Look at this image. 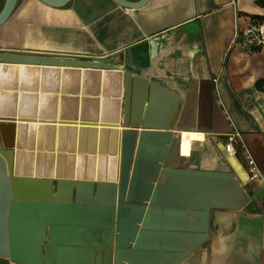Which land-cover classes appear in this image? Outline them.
I'll return each mask as SVG.
<instances>
[{
	"label": "water",
	"instance_id": "95a60500",
	"mask_svg": "<svg viewBox=\"0 0 264 264\" xmlns=\"http://www.w3.org/2000/svg\"><path fill=\"white\" fill-rule=\"evenodd\" d=\"M17 1L6 0L0 27ZM40 1L61 8L71 0ZM114 2L140 9L148 0ZM19 65L26 72L41 68L43 74L103 72L104 78L122 83V98H113L116 118L109 123L107 145L114 159L120 141L119 177L108 178V170L107 178L86 180L53 178L48 173L19 175L15 149L22 125L0 123V258L13 264H181L216 236L225 215L247 205L248 195L238 199L241 188L233 172L165 165L175 149L177 92L102 61L0 52L1 69ZM68 116L75 119L76 112ZM106 124L100 125V133L106 132ZM4 126L9 136L15 131L9 144ZM83 150L84 142L79 147ZM157 235L179 237L180 245L166 249L165 261L150 263L145 260V244ZM72 248L85 254L86 260L69 257Z\"/></svg>",
	"mask_w": 264,
	"mask_h": 264
},
{
	"label": "crops",
	"instance_id": "0c3cea01",
	"mask_svg": "<svg viewBox=\"0 0 264 264\" xmlns=\"http://www.w3.org/2000/svg\"><path fill=\"white\" fill-rule=\"evenodd\" d=\"M5 2L0 0V12ZM250 18L264 29V9L254 0H148L140 9L114 0H71L61 8L18 0L0 27V52L102 61L177 92L173 130L180 144L171 166L180 161L197 169L213 143L223 157L219 144L231 132L229 114L260 176H251L238 151L248 176L245 183L236 176L243 186L238 198L247 194V205L225 215L216 236L181 264H264V91L255 88L264 80V48L249 52L235 41V25L246 27ZM219 169L213 158L202 170ZM145 245L146 261H165L166 249L178 248L180 238L157 235ZM71 251L69 257L86 258ZM0 264L13 263L0 258Z\"/></svg>",
	"mask_w": 264,
	"mask_h": 264
},
{
	"label": "bare ground",
	"instance_id": "6f19581e",
	"mask_svg": "<svg viewBox=\"0 0 264 264\" xmlns=\"http://www.w3.org/2000/svg\"><path fill=\"white\" fill-rule=\"evenodd\" d=\"M56 86L57 91H54ZM105 91L113 94V97H105ZM122 94V83L116 82L114 77L104 78L103 72L95 75L80 70L76 74L73 71L72 74L61 72L55 75L43 74L41 68L26 72L21 65L17 68L0 67V123L10 122L14 128L16 124L22 125L18 136L19 145L15 149V152H19L15 158L16 172L32 176L48 173L53 178L64 176V179L71 176L74 180L78 177H84L83 180L102 179L107 178V174L108 178H118L120 141L117 152L113 153L114 159L107 146L104 153L99 147L102 137L107 145L110 142L109 123H113L116 118L117 106L113 98H122ZM106 101L110 105L108 108L104 107ZM60 110L65 114L62 118ZM73 111L76 112L75 119L68 116ZM102 122L108 123L104 133H100ZM81 128L85 129L84 133H80ZM2 129L5 143L9 144L14 139L15 131L9 136V128L4 126ZM121 131L120 127V133ZM183 136L188 137L186 134ZM83 142L85 150L79 151ZM179 144L180 140L176 137L173 147L177 149ZM219 149L235 178L238 176L245 183L248 179L247 172L238 156L232 152L231 146L219 144ZM172 154L165 165L176 168L170 163ZM80 158L85 160L84 167L83 164L81 166ZM113 171L116 176H113ZM242 187L240 186L238 197L242 193ZM246 196L247 194L242 197Z\"/></svg>",
	"mask_w": 264,
	"mask_h": 264
},
{
	"label": "built area",
	"instance_id": "2783aa9c",
	"mask_svg": "<svg viewBox=\"0 0 264 264\" xmlns=\"http://www.w3.org/2000/svg\"><path fill=\"white\" fill-rule=\"evenodd\" d=\"M247 26L240 27L238 24L235 26V41L241 46L244 47L249 52H256L260 48H264V29L260 24H257L252 18L247 19ZM218 82L219 78L216 77L213 79L214 89L216 91L218 103L220 106L224 107L222 101L220 99V91L218 90ZM225 116L227 122L230 123L231 132L226 136L227 142L225 145H230L232 148V152L238 155V151H241L243 154L244 161L247 165L248 170H250L252 177L260 176V169L256 164V161L253 155L250 153L246 145H244L243 140L241 138V134L238 132L234 122H232L229 114L225 111ZM201 138L204 139V134Z\"/></svg>",
	"mask_w": 264,
	"mask_h": 264
},
{
	"label": "rangeland",
	"instance_id": "374dc122",
	"mask_svg": "<svg viewBox=\"0 0 264 264\" xmlns=\"http://www.w3.org/2000/svg\"><path fill=\"white\" fill-rule=\"evenodd\" d=\"M107 87H108V85H107ZM96 94V93H95ZM104 94V96L105 97H113V94H110V93H107L106 91L103 93ZM108 106H110L109 105V102L108 101H106L105 103H104V107L105 108H108ZM107 142H105L104 141V139H103V137H102V141L100 142V151L102 152V153H104L105 152V150H106V146H107V144H106ZM212 145V147L209 149V150H207V152H206V158L204 159V160H202L199 164H197L196 165V168L197 169H192V168H190L189 166H190V164H183V163H181L180 161H179V164L181 165V166H184L185 168H187V169H192V170H198V169H204V167H206V161L208 160V159H213V158H215V159H217L218 160V162H219V165H220V169L218 170V171H222V172H232V170H230L229 169V167H228V165H227V163L225 162V160H224V158L221 156V154H219V152L217 151V149H216V145L213 143V144H211ZM101 148L103 149V150H101ZM31 149V148H30ZM105 149V150H104ZM104 151V152H103ZM101 152H100V154H101ZM81 161V160H80ZM82 164H83V167H84V164H85V160H82L81 161V166H82ZM203 167V168H202ZM103 169V168H102ZM104 170V169H103ZM64 178V176H57L56 178H59V179H61V178ZM87 178V177H86ZM68 179L70 180V179H73V178H71V176L70 177H68ZM78 179H80V180H83V179H85L84 177H78ZM89 179V178H88Z\"/></svg>",
	"mask_w": 264,
	"mask_h": 264
},
{
	"label": "trees",
	"instance_id": "16d2710c",
	"mask_svg": "<svg viewBox=\"0 0 264 264\" xmlns=\"http://www.w3.org/2000/svg\"><path fill=\"white\" fill-rule=\"evenodd\" d=\"M256 6L258 5L260 8H263L264 9V0H254ZM264 20V18H261V20ZM256 21V20H255ZM263 85H264V80H259L258 83H256L255 85V88L258 90V91H264L263 89Z\"/></svg>",
	"mask_w": 264,
	"mask_h": 264
}]
</instances>
